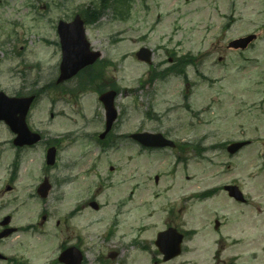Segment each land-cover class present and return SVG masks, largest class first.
I'll return each mask as SVG.
<instances>
[{
    "label": "rangeland",
    "instance_id": "374dc122",
    "mask_svg": "<svg viewBox=\"0 0 264 264\" xmlns=\"http://www.w3.org/2000/svg\"><path fill=\"white\" fill-rule=\"evenodd\" d=\"M130 1L131 4L124 8L123 17L114 9H108L99 22L86 25L92 47L103 51L114 61V71L107 68L108 78L113 77L120 88L116 101L119 111L116 135L121 139L115 149L110 148L105 153L93 137L104 131L100 123L104 111L98 94H84L82 101L72 98L70 104L59 103L56 110L64 115L48 122L53 98L46 90L53 79V66L58 59V53L54 56L57 49L48 44L56 36V25L61 19L69 21L74 14L93 9L99 0H0V92L13 97L43 88L44 94L33 108L30 125L47 130L57 138L69 132L74 134L71 138L59 139L63 143L54 167L45 166L44 145L23 153L21 180L18 184L11 182L15 191L7 195L9 202L13 197L20 200L12 201L4 214L14 208L20 209L15 216L17 226L39 222L44 214H48L50 219L42 224L43 232L35 236L31 234L33 237L17 234L9 239V251L15 248L19 257L25 256L29 264H47V259H57L55 256L61 253L58 249L62 243L81 235L87 250L92 249L85 252V264H100L95 259L100 249L109 251L124 247L119 264H153L155 247L150 243L156 233L164 229V221L174 219L178 224L183 220L188 229L197 231V235L185 243L186 250L180 258L168 263L161 259V264H264V207L260 209L264 205L261 197L264 187L260 183L263 179L261 171L257 169V152L262 147H250L246 155L230 161L220 156L218 150H211L213 145L229 137L210 136L215 125L221 128L230 123L216 117L224 115L226 109V102L220 104L221 99L228 97L223 91L243 92L246 88L242 81H246L247 87L255 72L253 68L237 72L235 68L241 59L238 53H230L227 44L253 29L248 22L256 14V9L243 13L249 21L226 30V0ZM256 7L264 10V2L260 1ZM127 12L129 15L125 14ZM254 19L258 24L264 23V16ZM112 40L116 41L113 46ZM144 46L154 51L155 68L137 60L136 53ZM257 46L255 52L246 55H258L264 60V36ZM173 51L179 57H173ZM199 52L213 55L196 72L186 69L188 82L172 74L165 80L157 78L149 84V70L161 74L164 68L171 66L170 58L180 60L178 68L184 69L194 58L193 55ZM185 54L192 56L181 59ZM219 57L229 59L231 67H215ZM227 71L230 74L225 77ZM202 75L211 80L202 82ZM196 81L199 82L197 86L194 85ZM190 83L192 88L188 86ZM251 86L257 89L255 84ZM190 88L196 94L184 101L186 94L183 91L187 92ZM152 90L157 93L156 96L152 95ZM249 124L251 126L250 121ZM138 131L172 132L170 139L176 145L196 136V147L204 150L195 154L193 146H190L189 150L186 149L190 162L178 168L175 164L177 151L139 153V148L137 150L127 138ZM215 132L218 133V130ZM10 139V131L1 126L0 152H3L5 167L9 166L7 172H0V186L4 181L7 180V184L10 181L11 164L15 160L14 148L5 143ZM111 168H114L113 172ZM87 170L94 171L86 176L83 172ZM160 171L166 174L158 186L160 191L166 192L167 188L169 199L182 198V202L174 207V218L166 219L167 211L163 210L165 214L148 219L156 214V210L151 205L145 206L144 195L150 192L145 183L147 178H154L155 172ZM44 176L49 178L53 190L48 199L40 202L34 189L42 183ZM106 176L113 177V180L108 196L102 200L109 202V207L103 211L105 215L112 214L116 202L132 188L138 187L136 193L140 195L135 204L128 206L130 214L123 216L121 230L112 241L106 239L108 222L99 223L98 217L103 213L93 215L88 210L87 216L82 213L71 222V229L66 225L69 211L87 199L88 189L95 191L99 179ZM73 177L78 179L74 182ZM232 180L239 181V186L248 195L247 204H237L228 195L220 193L209 199H194L195 193ZM119 193L123 194L119 196ZM30 194V200H26ZM3 197V202L8 199ZM143 203L144 208L139 209ZM216 220L223 226L220 231L215 229ZM125 224H133L132 229L126 230L128 227ZM123 233L127 235L124 240ZM133 241L139 244L134 245ZM53 250L59 253L52 254Z\"/></svg>",
    "mask_w": 264,
    "mask_h": 264
},
{
    "label": "flooded vegetation",
    "instance_id": "af4514ba",
    "mask_svg": "<svg viewBox=\"0 0 264 264\" xmlns=\"http://www.w3.org/2000/svg\"><path fill=\"white\" fill-rule=\"evenodd\" d=\"M264 2V0H226V13H225V20H226V30H231L233 28V26H235L236 24H240V23H245L248 20L247 17L243 16V13L248 11V10H253L256 9V14L251 17L252 20L254 19V17H262L264 16V10H262V8H258L256 7L257 4H259V2ZM251 8V9H249ZM264 9V8H263ZM249 21L248 24L253 25V29L250 31L245 32L244 34H254L257 37V40L250 44L249 47L246 50H241V49H234L231 47L230 45V41L227 44V49L231 52H235L238 53L239 58L241 59V62L237 65V67L235 68V70L237 72L239 71H245V70H250L251 68H253V70H255L253 76L251 78H253L254 76H256V78L258 79V81H249L248 85L246 87V81H242V83L245 84V90L241 93H232L231 91H223L225 93V95H228V97L225 99H221L220 104H223L224 102H226V109L224 112V115H216V117L220 120H222L223 122H229L228 124H225L223 127L218 128L217 125H215L213 131L210 133V136L213 138H217L219 135L221 136H226L229 137L228 139H226L223 142H220L219 144H215V146L213 145L211 150H218L220 156L226 158L227 160H233V158L238 157V156H243L246 155L245 152L242 150L239 151L236 155H230L229 151H228V146L234 143H246V147L250 148V147H262V149L260 151L257 152V159H258V168L261 172V177L262 182L260 181V183L262 184V187H264V89L263 91H261V89L264 87V63H262L263 66L259 65V64H254L253 62H250V56H247L246 54L248 53H253L258 49V46H254L255 44H257L259 42V40L261 39L262 36H264V23H260L258 24L255 19L254 21ZM256 23V26H255ZM243 34V35H244ZM56 43V42H55ZM57 44V49L59 50V58L61 59L62 57V53H61V47L58 43ZM196 59L193 61H189L187 64V69H192L195 72L199 69V67L208 59L211 58V56L213 55L212 53H205L203 55L199 53L196 54ZM54 56H56V53L54 54ZM107 57L106 53L102 52V61H104L106 63V66L103 68V66L101 65L100 68L102 70V74L100 75L99 81L95 78L94 79V75L93 73H95V69L94 67L90 68V69H85L82 71V77L80 78L79 76L67 83L64 84H57V80L59 77V74L57 73V76L55 74V79H53V82L50 86V94L54 97V100L52 102V109H51V113H50V117L51 120H55L57 119L61 114L59 113V111L56 110V107L59 103H64V104H69V100L67 98H69L70 100L72 99V97L75 95L78 97L77 99H79L80 101H82V98H85L84 94L87 95L88 93H94V94H98V90L99 89H104V91L107 89L108 91L110 90H115V88H118L117 82L115 81V79L112 78H108L105 77L106 76V69L107 68H113L112 70L114 71V65L110 62V60H105ZM256 58V61H259V56L257 55V57H253V59ZM170 65L172 67H175L173 69V71H180V69L178 68L180 61L177 60L175 62L174 58H170ZM217 62L219 64H217L218 66H224L225 68H230L231 67V63L230 60H226L222 57H219L217 59ZM256 65V67H255ZM108 70V69H107ZM166 70H163L162 72H165ZM154 72L153 70L150 71V75H151V79L149 84H152L154 81L157 80L158 77H154ZM230 74L228 71L225 73V77H227V75ZM153 75V76H152ZM109 76V75H108ZM177 77L183 78V81H185L184 79L186 78L187 80L189 79V76L187 74L184 75H176ZM205 77V76H203ZM237 77V76H236ZM165 78V77H164ZM92 81L89 84L90 88H94L95 90L91 91H83V90H73L74 87H77L78 82L80 81ZM227 80V78H226ZM242 80V79H241ZM256 85L257 89L258 87H260L259 90H254V88L251 85ZM188 86H190V84H188ZM97 90V91H96ZM153 91V90H152ZM184 92V91H183ZM77 93V94H75ZM104 93V92H103ZM101 93V95L103 94ZM185 94H187L186 96H184V101L191 99L192 96L194 94H196V92H184ZM227 93V94H226ZM37 95H39V92H37ZM152 95H157V93L155 91L152 92ZM98 96H100V94H98ZM215 98V97H214ZM215 100H217V98H215ZM194 114L196 115V112H194ZM215 115V114H214ZM249 121L251 123V126L249 124ZM101 125L103 126V128L106 127V119H105V114L103 113V116L101 117L100 120ZM31 128V127H30ZM112 131L105 137V139H103L101 142L104 143L101 146V151L103 152H107L110 148H115L116 144L118 143L119 137H117L116 133H117V128L118 125H114L112 127ZM236 130H235V129ZM193 129L196 132V123L193 124ZM216 129L218 130V133H216ZM188 130V129H186ZM40 133H42V135L44 136L46 133L45 132H41L40 130H36ZM154 133H162V132H158V131H154ZM49 134V133H48ZM164 136H166L167 138H171L172 136V132H167V133H162ZM99 135H94L93 137L96 139V141H99ZM10 137L11 139L6 141L5 143L11 144V146L14 148L15 151V155H18L19 153H23L26 150H32L36 147H25V148H16L13 145V141H14V135L12 133H10ZM66 138L71 137V134H68L65 136ZM196 138V136H195ZM191 139L190 141H182L179 142L178 145H176L175 148L173 149H150V148H140L141 152H147V153H151V154H156V153H160V152H164L167 150H173V151H177L178 155H177V167H185V162H190L189 158L187 157V159L185 158V154L187 155L189 152H186V149L189 150L190 146H193V151L196 154V151H202L204 150L203 148L200 147H196V139ZM44 147L45 150H48L49 147H53L56 146L57 148H60L61 146V142L59 140L56 139V137L52 136L51 134H49V138L48 139H44ZM184 140V139H183ZM193 140V141H192ZM100 142V141H99ZM4 142L2 143L3 145L5 144ZM202 144H200L199 146H201ZM103 146L107 147L103 149ZM0 147H1V143H0ZM140 147V146H139ZM17 156H15L16 158ZM12 167V177H14L17 173L18 170V163L16 160H13V163L11 164ZM9 166V165H8ZM8 166L5 167V160H4V155L3 152H0V172H7ZM177 172V171H175ZM155 176L154 178H147L146 179V183L145 185L149 186L150 192L149 193H145L144 198L146 199L145 201H147L148 205L151 206H156V216H158L160 213H164L163 210L167 211V215H168V211L169 209H172L174 207H178L176 206L177 203H181L182 202V198L178 199H169V195L168 194V189L166 188V192L160 191L159 189V185L160 183L163 181V178L166 177L164 174V172L160 171V172H155ZM113 174V173H112ZM171 174V173H170ZM175 174V173H174ZM170 176V175H169ZM174 175H172L173 177ZM112 180L113 177L111 176H106L104 178L99 179L98 183L96 184V190L95 191H91L88 189V197L87 199L82 202L81 204L77 205L76 207L72 208L67 216V221H66V225L68 227V229H71V222L75 221L80 215L83 214V216H87L88 215V210L93 214V215H98L103 213L104 210H106L109 207V202L108 201H104L103 197H107L108 196V192L110 190V186L112 184ZM124 184H126V181L124 182ZM158 187V188H157ZM137 191V187L132 188L128 193L124 194L123 197H120L121 199L118 200V202H116V209L112 214H108L105 215L104 213L101 214L99 223H102L104 221H106V223L108 222L109 224V230L106 232V239L109 241H112L113 239H116L118 232L121 230V226H122V222L121 219L123 218V216L130 214L129 210L127 209L128 206L130 204H135L136 202V193ZM7 191L5 190V186L2 184L0 186V234L2 233H6L8 231V229L10 228V226L13 224L11 223L9 226L7 227H3V223L5 222V220H3L4 217V213L7 210V206L5 204V201L3 202V196H6ZM123 194V193H119V196ZM147 195H149V197L145 198ZM262 197V201H264V192L263 195L261 194ZM261 203V202H260ZM95 204V205H94ZM130 207V206H129ZM87 212V215H86ZM133 212H131L132 214ZM165 214V213H164ZM166 215V216H167ZM154 216V215H152ZM11 222H13V217L11 216ZM174 225L175 227L177 226V222L172 219L171 221L166 220L164 221V227L166 226V228L170 227ZM126 230L130 231V229H132L133 224H125ZM130 228V229H129ZM25 229H17L16 233L19 234H25ZM33 229H31L29 232H32ZM125 235V237L122 238V240L127 238V235L125 233H123ZM12 236V235H11ZM10 236V237H11ZM10 237L1 239L0 238V253L2 255L5 256V258L0 259V264H29V262L25 259V256H17L15 254V252H10L8 249V244L7 241L9 240ZM72 237V235L70 234V238ZM75 243V244H74ZM76 245L78 246L85 255V260H84V264L86 263V254L85 252H89L92 251L91 249H88L85 247V241L83 240L82 236L79 235L76 237L75 240H69L66 243V247L69 246H73ZM123 250H125L124 248H120L119 250L114 249V250H106V248L100 249L98 251V254L96 255L95 259L100 263V264H119L121 262H118L119 257H121ZM110 252V253H109ZM55 254V252H54ZM47 264H57L56 261H51L50 258L47 259Z\"/></svg>",
    "mask_w": 264,
    "mask_h": 264
},
{
    "label": "water",
    "instance_id": "95a60500",
    "mask_svg": "<svg viewBox=\"0 0 264 264\" xmlns=\"http://www.w3.org/2000/svg\"><path fill=\"white\" fill-rule=\"evenodd\" d=\"M79 18L80 17H78L75 22L71 24L62 22L59 26L60 33L67 32V28H76L75 33L81 38V42L83 43L82 47L76 48L81 53L78 56H71V50L74 49V47L63 43L65 55L64 62L62 64V77L60 81L71 79L84 67L93 65L100 57V53L90 51L89 44L87 43L85 37L84 22H82ZM150 55L151 53L147 49H142L138 53L140 60L146 62H150ZM115 97L116 92H110L101 97L108 115L107 130L102 137L110 131L117 118V112L114 106ZM33 101L34 97L26 99H10L4 94H0V120L6 121L10 125L11 129L17 134L18 137L15 142L16 145H32L40 139L38 135L31 133L26 124V116ZM132 138L146 146L166 147L171 145L170 142L164 140L161 136L151 135L148 133L136 134L133 135ZM55 158L56 152L54 150H50L48 153V163L53 165ZM44 190H48V187H44ZM231 193L235 196L239 195L237 189L235 188L231 189ZM182 240L183 236L179 235L175 230H170L159 236L157 246L160 251L164 253L165 261L173 259L180 254ZM60 261L65 264H82V255L78 250L71 249L62 254Z\"/></svg>",
    "mask_w": 264,
    "mask_h": 264
},
{
    "label": "trees",
    "instance_id": "16d2710c",
    "mask_svg": "<svg viewBox=\"0 0 264 264\" xmlns=\"http://www.w3.org/2000/svg\"><path fill=\"white\" fill-rule=\"evenodd\" d=\"M128 5L129 0H99V4L97 6L87 11V23L91 25L96 24L101 19L105 11L110 8H114L115 11L119 12L120 16L123 17L124 15H122V13H124V8Z\"/></svg>",
    "mask_w": 264,
    "mask_h": 264
}]
</instances>
